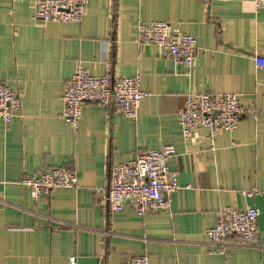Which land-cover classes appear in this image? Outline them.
Returning a JSON list of instances; mask_svg holds the SVG:
<instances>
[{"label": "crops", "instance_id": "0c3cea01", "mask_svg": "<svg viewBox=\"0 0 264 264\" xmlns=\"http://www.w3.org/2000/svg\"><path fill=\"white\" fill-rule=\"evenodd\" d=\"M34 0H0V84L17 92L20 115L0 120V264H264V8L254 0H90L80 23L34 19ZM139 22H168L197 40L193 67L139 44ZM83 66L111 79L140 76L139 118L85 105L78 132L62 119L65 82ZM195 92L235 94L256 117L221 132L216 149L185 139L179 112ZM174 146L181 186L169 212L139 217L108 202L111 170L148 150ZM55 167L78 188L35 199L22 180ZM98 190H101L100 192ZM256 190L245 197L242 192ZM257 208L259 239L229 240L214 253L207 230L223 208Z\"/></svg>", "mask_w": 264, "mask_h": 264}, {"label": "built area", "instance_id": "2783aa9c", "mask_svg": "<svg viewBox=\"0 0 264 264\" xmlns=\"http://www.w3.org/2000/svg\"><path fill=\"white\" fill-rule=\"evenodd\" d=\"M90 0H34V19L43 23H80ZM256 11L264 8V0H254ZM138 40L141 45H153L166 52L177 65L193 67L197 59V40L193 35L175 30L168 22H139ZM259 68L264 59L256 58ZM141 77L111 79L108 75L95 76L83 66L65 82L62 101V119L78 132L85 105L99 104L115 106L124 118L137 121L141 103L147 94L142 90ZM21 101L17 92L6 84H0V120L10 126L20 115ZM244 116L256 117L254 110L241 105L235 94L195 92L187 96L184 108L179 112L180 125L185 139L193 137L216 149V138L221 132L235 133ZM177 155L174 146H163L148 150L135 159L116 165L111 170L110 187L107 195L109 206L114 212L132 210L139 217L171 210V197L180 190L192 189L181 186L179 174L172 171L168 161ZM22 186L31 189L32 196L49 197L56 189L78 188V177L72 170L55 167L36 176L25 178ZM99 192L101 190H98ZM247 198L259 194L256 190L242 192ZM259 217L257 208L243 211L223 208L214 227L207 230V237L214 253L227 254L229 240L237 237L245 245L259 239ZM71 264H77L75 259ZM125 264H150L146 255L135 256Z\"/></svg>", "mask_w": 264, "mask_h": 264}]
</instances>
